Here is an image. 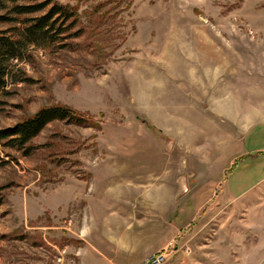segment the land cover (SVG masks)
<instances>
[{"label":"rangeland","instance_id":"rangeland-1","mask_svg":"<svg viewBox=\"0 0 264 264\" xmlns=\"http://www.w3.org/2000/svg\"><path fill=\"white\" fill-rule=\"evenodd\" d=\"M57 1L78 33L13 59L0 129L87 121L0 145V264H262L264 0Z\"/></svg>","mask_w":264,"mask_h":264},{"label":"trees","instance_id":"trees-1","mask_svg":"<svg viewBox=\"0 0 264 264\" xmlns=\"http://www.w3.org/2000/svg\"><path fill=\"white\" fill-rule=\"evenodd\" d=\"M0 24L16 23L6 30L0 29V92L9 83L27 81L14 71L13 59L22 60L31 45L49 47L62 38L74 37L78 32L77 10L57 0H0ZM31 15V16H27ZM66 121L85 125L86 119L69 106L56 104L44 107L33 116L25 118L11 127L0 129V145L25 150L31 153L28 144L50 123Z\"/></svg>","mask_w":264,"mask_h":264},{"label":"built area","instance_id":"built-area-1","mask_svg":"<svg viewBox=\"0 0 264 264\" xmlns=\"http://www.w3.org/2000/svg\"><path fill=\"white\" fill-rule=\"evenodd\" d=\"M167 259V250H162L152 254L147 260L141 262L140 264H165Z\"/></svg>","mask_w":264,"mask_h":264},{"label":"crops","instance_id":"crops-1","mask_svg":"<svg viewBox=\"0 0 264 264\" xmlns=\"http://www.w3.org/2000/svg\"><path fill=\"white\" fill-rule=\"evenodd\" d=\"M261 237L264 238V232H263V234L261 235ZM161 249H162V248H161ZM156 251H158V250H152L151 252H149V253L146 255L145 258L149 257L151 254L155 253ZM256 252H257V253H261V255H264V243H262L261 245H257ZM181 255H182V254H180V260L177 261L175 264H195V263L191 262L190 259H189V261H188V260H187V261H184V259L181 258ZM145 258H143V259H145ZM143 259H142V260H143ZM262 264H264V262H262Z\"/></svg>","mask_w":264,"mask_h":264}]
</instances>
